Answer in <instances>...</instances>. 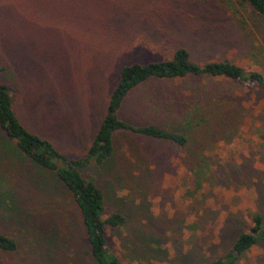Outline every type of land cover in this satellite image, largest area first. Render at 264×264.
Here are the masks:
<instances>
[{
  "label": "rangeland",
  "instance_id": "rangeland-1",
  "mask_svg": "<svg viewBox=\"0 0 264 264\" xmlns=\"http://www.w3.org/2000/svg\"><path fill=\"white\" fill-rule=\"evenodd\" d=\"M179 48L196 64L228 60L264 77V23L237 0H0V83L14 90L13 114L67 158L86 152L122 67ZM117 118L187 139L180 148L116 131L110 159L79 169L104 213L125 219L105 232L120 262L215 264L251 214L264 230V89L150 78ZM36 169L0 130V233L17 243L0 264H95L71 198ZM40 181L54 191L42 194ZM229 264H264V240Z\"/></svg>",
  "mask_w": 264,
  "mask_h": 264
},
{
  "label": "trees",
  "instance_id": "trees-1",
  "mask_svg": "<svg viewBox=\"0 0 264 264\" xmlns=\"http://www.w3.org/2000/svg\"><path fill=\"white\" fill-rule=\"evenodd\" d=\"M238 6L247 7L252 16H258L264 23V0H237ZM245 27L244 20H239ZM244 23V24H243ZM262 25V24H261ZM224 78L238 84L251 85L264 89V77L256 71H245L238 64L228 60L210 61L196 64L189 58L188 52L176 49L169 60L148 63L146 65L131 64L120 70L118 82L111 92L103 118L86 150L79 158H67L58 153L52 145L26 131L18 122L11 109L14 90L0 83V130L14 144V149L30 164L37 166L38 173L51 174L60 184L63 193H67L75 205L80 222L84 229L85 240L90 256L95 264H123L106 248V228L115 229L125 223L119 213H104L103 196L91 180L84 179L79 169L93 163L103 166L113 153V133L125 131L156 141H166L183 148L186 137L177 131L158 128L153 125L133 126L117 118V112L125 95L139 84L150 78L158 80H178L186 77ZM264 141V133L261 135ZM40 181L38 189L42 194H51L54 187ZM249 227L240 233L224 258L215 264H229L233 258L249 250L258 241L264 240L262 217L251 214ZM15 239L0 233V251L15 252Z\"/></svg>",
  "mask_w": 264,
  "mask_h": 264
}]
</instances>
